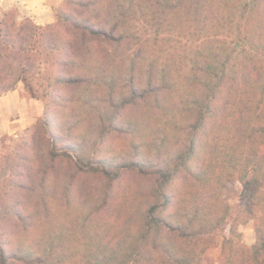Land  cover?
<instances>
[{
  "label": "trees",
  "instance_id": "trees-1",
  "mask_svg": "<svg viewBox=\"0 0 264 264\" xmlns=\"http://www.w3.org/2000/svg\"><path fill=\"white\" fill-rule=\"evenodd\" d=\"M21 82L45 110L0 158V264H264V0L8 10L0 97ZM233 181L243 209L205 259Z\"/></svg>",
  "mask_w": 264,
  "mask_h": 264
},
{
  "label": "rangeland",
  "instance_id": "rangeland-1",
  "mask_svg": "<svg viewBox=\"0 0 264 264\" xmlns=\"http://www.w3.org/2000/svg\"><path fill=\"white\" fill-rule=\"evenodd\" d=\"M63 2L64 0H0V17H2L8 10L16 9L19 20L23 18H31L38 25L36 17L49 16L50 18L53 17L56 19V12L62 6ZM9 94L14 96L17 107L15 108V113L10 112L8 116L10 115L12 120H15L16 125L19 123L17 120H21L25 116V118L30 120L31 123L27 128L29 129L43 118L45 102L33 97V93L24 83H19L16 91L7 93L5 96H8ZM81 95L83 96L82 101L86 104V106H82L87 113L91 112V95L86 92H82ZM11 113H13L14 116ZM1 114L7 117L6 108L3 107V111L0 109V122L4 119ZM27 129L17 131L12 135L8 133L0 134V158L6 153L8 147H10L11 139L20 140L27 135ZM43 150L45 151V149ZM129 181L131 182V180L128 179L126 182L119 185H130L128 183ZM88 184L101 185V183H98L93 178H91ZM209 195L210 192H207L206 195L200 196L198 198V205L206 202ZM222 201L226 204L229 210L228 222L226 223V226L222 227L213 235V246L206 253L205 259L217 260L219 258L224 238L228 236L229 226L235 221L236 216L242 211L244 206V192L242 186L236 181L226 184L224 191L222 192ZM238 230L242 234V242L246 246L252 248L257 243L258 233L253 221L241 225Z\"/></svg>",
  "mask_w": 264,
  "mask_h": 264
},
{
  "label": "crops",
  "instance_id": "crops-1",
  "mask_svg": "<svg viewBox=\"0 0 264 264\" xmlns=\"http://www.w3.org/2000/svg\"><path fill=\"white\" fill-rule=\"evenodd\" d=\"M36 20L38 25H47L53 23L55 21V18L53 17L50 18L49 16H44V17L41 16L38 18L36 17ZM3 107L6 108L7 117L1 114L4 117V119H2V121L0 122V134L8 133L12 135L15 134L17 131H23L27 129L31 125L30 120H27L25 116L21 120H17V122L19 121L17 125L15 123V120H12V117H10V115L8 116L10 112L15 113V108L17 107L15 103V98L12 94H9L8 96L4 95L0 97V109H2V111H3Z\"/></svg>",
  "mask_w": 264,
  "mask_h": 264
}]
</instances>
